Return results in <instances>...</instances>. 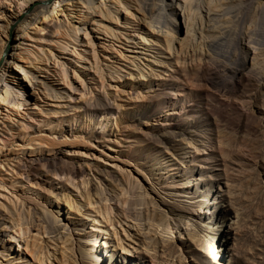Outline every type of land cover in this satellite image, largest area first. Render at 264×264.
I'll return each instance as SVG.
<instances>
[{
  "label": "rangeland",
  "instance_id": "1",
  "mask_svg": "<svg viewBox=\"0 0 264 264\" xmlns=\"http://www.w3.org/2000/svg\"><path fill=\"white\" fill-rule=\"evenodd\" d=\"M165 1L174 27L161 0H107L10 51L22 104L0 86V128L13 131L0 135V264H264V87L257 107L237 98L257 119L222 122L197 76L208 37L226 32L236 55L264 16L240 0ZM250 46L246 75L264 62ZM102 91L115 114L87 117Z\"/></svg>",
  "mask_w": 264,
  "mask_h": 264
},
{
  "label": "bare ground",
  "instance_id": "2",
  "mask_svg": "<svg viewBox=\"0 0 264 264\" xmlns=\"http://www.w3.org/2000/svg\"><path fill=\"white\" fill-rule=\"evenodd\" d=\"M106 1L107 0H0V86L2 85V87L5 86L7 88L6 99L9 100L11 103L14 102V105L22 104L20 103V93L15 89V87L9 86V83L11 81H9L8 75L5 74V64H8L9 62V57L11 56V54L9 53L11 50H14V52L15 50H20L23 47L22 45L24 41L26 40L32 39L40 43H42L43 41H51L53 33H63L61 31V29L63 28V24H66L67 21L70 23L72 18L71 15L73 14L75 15V19L81 21L80 25H84L82 23L86 22V20H88L90 16H92L93 18L97 17L98 11L95 10V5L99 4L98 7L100 8L104 5L107 6L108 3ZM240 1H244L245 7L250 11H257L264 16V0ZM161 2V8L165 11L166 14L165 16L167 18V25H173L174 27L176 21L171 12L173 11V5L171 3H167L165 0H161ZM190 2L191 1H189V3ZM85 7L87 11L90 12H88L87 14L86 11L87 15L84 17L82 16V9ZM211 9L212 8L208 10L213 11V9ZM108 10H111L110 7H108ZM88 15L90 16L88 17ZM61 16L63 17L61 18ZM94 21L96 22L97 20L94 19ZM193 25V27H196L195 23ZM73 27L74 30H76L77 32L82 29L79 26ZM208 27L206 25L205 28H203L202 31L204 32V34L205 31H212L211 29H207ZM217 29L218 28L214 30ZM199 32H201V30ZM225 33L219 32L218 35H212L211 37L207 38L208 40H204L208 49L212 50L213 56L210 54H206L208 56L206 58H208L209 62L204 60V64L200 66L199 70H197V76L199 78L207 80V82L210 83V85L214 89H216V92L211 95L210 99H208V103H206V106H204L203 111L207 112L209 115H216L218 119L222 122L248 121L249 123H252L251 121L253 120V118H257L251 115L252 112L248 108V105L244 106L246 110L243 109L240 106V102L237 101V98L240 99L241 97H245V93H251L249 97L252 101L249 100L246 102H251L253 104L252 106L254 107H257L261 104L260 93L258 89H256V87H264V62H259L260 60L256 58L258 59V63L257 65H254V68L249 73V75H246L245 71L246 63L250 59V45H255V47H253L255 48V50H260L261 48H264V28L258 37L253 38L250 37L249 34L246 35L248 37H246L245 35L239 36V38H237V47L239 51L235 53L236 55H233L232 53L227 51L226 48L230 46V41L228 38L229 35H225ZM63 37L64 36H62V39ZM205 38L206 37H204V39ZM204 44L205 43L203 42V46ZM60 48L66 49L67 47L61 46ZM240 50L241 52L245 51L244 55L240 53ZM12 57L15 58V53ZM21 57H24V55ZM38 60L40 62L42 61L40 58ZM66 75L68 74L64 73V76ZM47 90L50 89L47 88ZM201 90L203 91V89ZM104 91H102L103 94L98 92L94 94L91 99H86L83 102L81 108H83L87 117L92 118V115L95 116V114L100 113L102 114V117H106L109 114L113 116L115 114L113 112V103L111 99L106 98ZM1 92L2 90L0 88V93ZM223 96L227 98L224 103H222ZM193 106L194 104H187V107L185 108L184 112L192 111ZM262 122L264 124V120H262ZM4 124L3 126H1L4 128H0V135L2 136L9 135L13 132L11 131L10 127L8 128ZM25 229L27 228L19 229L20 236L22 235V232ZM45 232L47 233V231ZM26 234L27 231L25 230L23 237L25 239L24 243H27L26 246L30 248L31 244H29L27 240L28 236L26 239ZM93 242V246L95 247L97 244V240H94ZM28 248L25 247V249ZM34 254H36V252Z\"/></svg>",
  "mask_w": 264,
  "mask_h": 264
}]
</instances>
